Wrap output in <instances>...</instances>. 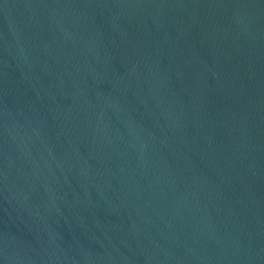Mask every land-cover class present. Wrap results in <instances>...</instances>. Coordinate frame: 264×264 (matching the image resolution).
I'll use <instances>...</instances> for the list:
<instances>
[{
  "label": "water",
  "instance_id": "obj_1",
  "mask_svg": "<svg viewBox=\"0 0 264 264\" xmlns=\"http://www.w3.org/2000/svg\"><path fill=\"white\" fill-rule=\"evenodd\" d=\"M0 264H264V0H0Z\"/></svg>",
  "mask_w": 264,
  "mask_h": 264
}]
</instances>
